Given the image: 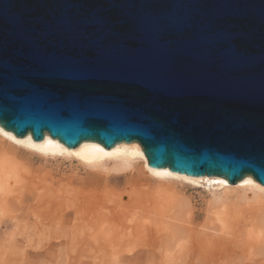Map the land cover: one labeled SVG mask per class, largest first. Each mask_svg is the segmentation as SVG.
Returning a JSON list of instances; mask_svg holds the SVG:
<instances>
[{
	"label": "water",
	"instance_id": "water-1",
	"mask_svg": "<svg viewBox=\"0 0 264 264\" xmlns=\"http://www.w3.org/2000/svg\"><path fill=\"white\" fill-rule=\"evenodd\" d=\"M0 125L264 185V0H0Z\"/></svg>",
	"mask_w": 264,
	"mask_h": 264
},
{
	"label": "bare ground",
	"instance_id": "bare-ground-1",
	"mask_svg": "<svg viewBox=\"0 0 264 264\" xmlns=\"http://www.w3.org/2000/svg\"><path fill=\"white\" fill-rule=\"evenodd\" d=\"M0 140L5 145L0 148V212L8 211L10 204L18 208L30 203L32 220L26 222L27 229L54 228L65 242H92L115 249L159 227L161 231L155 229L158 234L165 232L155 240L162 264L184 261L195 247L202 264H231L233 258L225 239L233 232L241 234V249L235 251L241 260L255 261L258 252H264V185L252 176L232 184L222 176H190L169 167L153 168L136 141L120 142L110 149L95 141H84L69 148L49 133L44 140L36 141L31 134L19 138L1 125ZM35 160L45 166L68 163L84 176L71 183L59 181L61 185L53 190L30 186L25 168ZM142 176L158 184L156 192L142 189ZM123 178L119 191L130 188L124 197L115 187L109 189L111 183L120 186ZM192 188L205 190L206 218L197 231L191 227L195 211L185 196V191ZM115 199L121 204H115ZM132 206L137 210L127 216L125 210ZM110 255L118 262L116 249Z\"/></svg>",
	"mask_w": 264,
	"mask_h": 264
},
{
	"label": "rangeland",
	"instance_id": "rangeland-1",
	"mask_svg": "<svg viewBox=\"0 0 264 264\" xmlns=\"http://www.w3.org/2000/svg\"><path fill=\"white\" fill-rule=\"evenodd\" d=\"M0 148L5 145L0 140ZM25 176L30 181V186H42L46 189H57L61 183H71L74 178L83 177V173H78L77 168L71 167L68 163L57 166L50 164L45 166L40 161H33L26 164ZM28 169V170H27ZM28 172V173H27ZM31 174H30V173ZM27 173V174H26ZM30 177V178H29ZM141 186L144 190H153L156 192L157 183L142 176ZM31 179V180H30ZM124 179V180H123ZM121 181L120 186L114 183L109 185V189L115 187L117 191L123 188L125 178ZM37 182V183H35ZM41 182V183H40ZM43 182V183H42ZM39 183V184H38ZM46 183V184H45ZM54 183V184H53ZM59 183V184H58ZM43 184V185H42ZM51 185V186H50ZM57 185V186H56ZM82 187V183L78 184ZM198 189V190H197ZM103 188L100 190L102 191ZM130 188L120 190L121 196H126ZM95 193H97L95 191ZM204 193V194H203ZM205 190L203 188H192L185 191V196L191 200L192 209L195 211L192 220L193 227L196 231L201 229L204 225L206 218V205L203 202ZM121 197V198H122ZM105 199H103L104 201ZM109 201V199H107ZM120 201V199H118ZM115 199V204H121ZM127 201V199H125ZM105 203V202H104ZM106 204V203H105ZM109 204V203H108ZM127 204V203H126ZM125 204V205H126ZM8 211L0 214V264H162L163 258L159 252L160 247H156L155 243L159 236L164 235L159 233V227L153 228L146 233H140L136 238L131 241L120 244L116 249L119 255L118 262L111 258L112 247L97 243L74 244L65 242L61 237V232L54 228L43 229H27L25 224L27 221L32 220V205L25 204L23 206L14 207L10 204ZM130 207V206H129ZM127 207L125 213L127 216L133 215L137 208ZM139 211V210H138ZM141 212V211H140ZM18 221V222H17ZM18 223L17 225H15ZM188 228V224L186 225ZM186 228V229H187ZM158 229L159 231L155 230ZM157 232V233H155ZM235 234V235H234ZM237 236V237H236ZM241 234L233 232L227 235L225 239L226 248L230 257L231 264H264V252L260 250L255 257V261H243L240 259L239 253L235 252L239 247ZM157 237V238H156ZM231 237V238H229ZM44 238V239H43ZM235 238V239H234ZM156 240V241H155ZM229 240V242H228ZM234 240V241H233ZM233 241V242H231ZM231 243V245H230ZM241 244V243H240ZM106 246V247H105ZM108 247V248H107ZM116 247V246H115ZM234 249V250H233ZM133 250L132 252H129ZM199 249L196 247L194 250L185 255L184 261L178 264H202L199 254ZM108 252V253H107ZM234 252V253H233ZM192 254V255H191ZM199 254V255H198ZM189 255H191L189 257ZM195 255V256H194ZM258 256V257H257ZM239 258V259H238ZM162 259V260H161ZM236 259V260H235ZM242 263H241V262Z\"/></svg>",
	"mask_w": 264,
	"mask_h": 264
}]
</instances>
